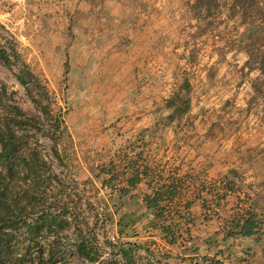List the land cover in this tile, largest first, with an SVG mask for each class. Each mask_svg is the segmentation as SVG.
Wrapping results in <instances>:
<instances>
[{"label":"rangeland","instance_id":"obj_1","mask_svg":"<svg viewBox=\"0 0 264 264\" xmlns=\"http://www.w3.org/2000/svg\"><path fill=\"white\" fill-rule=\"evenodd\" d=\"M259 1L264 9V0ZM118 2L0 0V46L14 60L15 68L27 65L47 84L49 91L41 100L64 113V130H46L50 128L46 120L39 124L42 131L36 129L42 155L62 179L60 204L49 210L54 199L47 193L38 211L64 213L59 218L62 225L45 232L52 242L56 235L60 237L58 244L53 243L58 247V264H125L107 256L103 248L104 220L116 234L120 225L106 219L101 201L106 189L100 188L108 177L100 170L110 167L115 135L125 133L123 126L115 125L114 117L129 115L116 104L132 97L126 93L130 56H138L139 64L148 63L152 90L162 79L159 75L177 88L187 81L195 106L218 104L215 109H219L221 101L244 100L251 93L253 100L264 103V71L259 68H264V56H256L261 45L264 49V40L252 42L244 36L253 18L264 20V10L232 11V0H209L202 7L195 5L196 0H121L130 8L126 21L119 24L117 14L110 13ZM0 79L26 114H41L2 59ZM210 128L212 135L220 134L219 125ZM47 132L59 142L61 158L52 153L55 143ZM78 239L93 247L98 261L79 256ZM118 243L121 247L119 237Z\"/></svg>","mask_w":264,"mask_h":264},{"label":"crops","instance_id":"obj_2","mask_svg":"<svg viewBox=\"0 0 264 264\" xmlns=\"http://www.w3.org/2000/svg\"><path fill=\"white\" fill-rule=\"evenodd\" d=\"M119 1L110 13L121 24L130 7ZM137 57L126 61L132 97L116 104L129 115L114 117L125 133L115 135L105 187L109 203L119 206L113 217L126 259L132 262L138 252L144 264H207L204 257L211 256L226 264H264V103L252 93L221 101L219 109L192 101L184 116L169 121L161 114L170 111L167 98L178 88L159 75L152 90L148 63ZM212 125L220 126L219 135H212ZM155 195L160 217L145 200ZM249 213L261 220L260 230L228 236L231 221ZM160 222L171 223L175 234L163 232Z\"/></svg>","mask_w":264,"mask_h":264},{"label":"trees","instance_id":"obj_3","mask_svg":"<svg viewBox=\"0 0 264 264\" xmlns=\"http://www.w3.org/2000/svg\"><path fill=\"white\" fill-rule=\"evenodd\" d=\"M208 1L196 0L195 5L198 7L209 5ZM260 3L259 0H232L230 10L249 9L260 12L264 10ZM249 24L251 27L244 32L245 38L252 42L264 40V20L253 18ZM258 50L256 56H264L262 45ZM0 59L15 71L17 79L23 84L27 95L38 106L41 113L26 114L16 104L13 92L9 91L8 85L0 79V264H58V247L53 243L58 244L60 237L56 235L52 242L45 232L55 224L62 225L63 222H59V218L64 213L50 214L42 209V213L39 214L38 211L45 204L43 199L47 193L52 194L51 197L54 199L48 206L49 210L53 205L60 204L63 195L59 190V183H62V179L54 166L42 155L40 138L36 129L42 131L39 124H44L46 120L50 125V128L46 130H64V113L61 110H54L50 103H44L41 100L42 94L49 91L47 84L27 65L23 64L15 68L14 60L1 46ZM188 92L189 85L185 81L167 99L166 108L170 109V112L165 117L169 121L182 117L189 111L191 102ZM45 135L55 143L52 153L57 158H61L62 149L58 147L59 142L49 132ZM100 172L107 175L109 168L103 166ZM96 176L99 177L100 174L97 173ZM108 182L109 178L101 181L104 189ZM109 197V192L106 190V193L101 196V201L106 206V219L113 223L111 208L116 210L119 206L115 203L111 205ZM145 200L148 208L158 211L156 214L160 217L163 207L158 203L157 195L152 198L147 196ZM118 224L120 225V222ZM160 228L167 235L175 234L171 223L163 222ZM260 228L261 220L255 213H249L242 220H232L227 235H252ZM167 239L170 242L175 241L169 236ZM76 251L80 257L92 263L99 259L93 247H89L82 239H78ZM124 255L126 256L125 252ZM204 261H207V264H226L215 256L204 257Z\"/></svg>","mask_w":264,"mask_h":264},{"label":"built area","instance_id":"obj_4","mask_svg":"<svg viewBox=\"0 0 264 264\" xmlns=\"http://www.w3.org/2000/svg\"><path fill=\"white\" fill-rule=\"evenodd\" d=\"M104 226L106 230L102 237V244L107 256L118 262L123 261L125 264H144L138 252H133V261L128 262L118 243V234L111 230V224L107 220H104Z\"/></svg>","mask_w":264,"mask_h":264}]
</instances>
